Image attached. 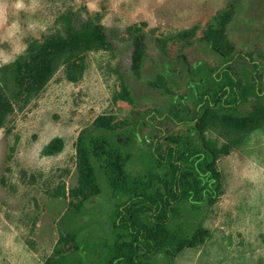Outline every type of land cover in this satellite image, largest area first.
I'll list each match as a JSON object with an SVG mask.
<instances>
[{"label":"rangeland","instance_id":"rangeland-1","mask_svg":"<svg viewBox=\"0 0 264 264\" xmlns=\"http://www.w3.org/2000/svg\"><path fill=\"white\" fill-rule=\"evenodd\" d=\"M17 3L0 0V264H77L81 242L86 264H106L119 200L100 163L93 160V176L80 155L85 130L118 137L138 177L151 169L162 175L144 142L160 130L143 117L150 110H186L192 117L191 83L237 51L248 52L264 71V0H23L21 8ZM68 16L76 27L103 32L105 40L56 55L42 86L27 84L31 50L51 35H66ZM220 29L234 45L230 54L211 46ZM137 36L145 43L138 71ZM256 103L264 105V95L250 97L237 112L245 114ZM157 123L164 145L189 135L214 150L219 195L211 203L180 204L157 234L170 238L181 227L193 244L179 252L166 247L148 260L264 264V118L241 120L214 107L194 123L167 116Z\"/></svg>","mask_w":264,"mask_h":264},{"label":"trees","instance_id":"trees-1","mask_svg":"<svg viewBox=\"0 0 264 264\" xmlns=\"http://www.w3.org/2000/svg\"><path fill=\"white\" fill-rule=\"evenodd\" d=\"M66 26V35H51L40 47L31 50L32 62L25 69L27 84L35 88L42 86L53 72V58L56 55L75 49L87 50L105 40L101 31L86 25L76 27L71 16L67 17ZM211 46L225 55L234 50L223 29L216 31ZM144 54V38L137 36L133 50L134 70L140 69ZM242 67L247 70L243 71ZM204 76L199 83H191V87H196V106L192 117L186 110L166 115L150 110L143 117V122L154 130H160V135L155 137L153 134L150 141L144 142L150 149L154 169H163L162 175H157L151 169L141 171L143 176L138 177L131 169L130 154L118 137L114 138L106 132L90 133L85 130L80 155L93 176V160L100 163L112 197L119 200L115 204L117 215L112 220V231L117 235L112 244L109 243L111 254L106 264H163L149 261L148 254L164 252L166 247L179 252L191 246L193 241L181 227L174 230L170 238H163L157 231L170 223L177 207L185 201L211 203L219 195V173L215 166L214 150L203 142L199 145L189 135L176 141L167 140L168 143L164 145L160 141L164 130L157 121L167 116L176 122L194 123L200 114L214 107L241 120L247 117L254 121L264 118V105L261 103H256L245 114L237 112V107L250 97L260 99L264 95V71L260 72V63L252 59L248 52L233 53L220 67ZM84 249L87 251L86 245L81 242L76 251L77 264L87 262ZM54 264L60 262L55 261Z\"/></svg>","mask_w":264,"mask_h":264},{"label":"clouds","instance_id":"clouds-1","mask_svg":"<svg viewBox=\"0 0 264 264\" xmlns=\"http://www.w3.org/2000/svg\"><path fill=\"white\" fill-rule=\"evenodd\" d=\"M17 8L23 7V0H18V3L16 4Z\"/></svg>","mask_w":264,"mask_h":264}]
</instances>
